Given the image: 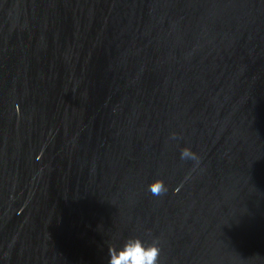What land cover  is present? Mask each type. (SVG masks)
<instances>
[{"label": "water", "instance_id": "water-1", "mask_svg": "<svg viewBox=\"0 0 264 264\" xmlns=\"http://www.w3.org/2000/svg\"><path fill=\"white\" fill-rule=\"evenodd\" d=\"M132 236L264 264V0H0V264Z\"/></svg>", "mask_w": 264, "mask_h": 264}, {"label": "clouds", "instance_id": "clouds-1", "mask_svg": "<svg viewBox=\"0 0 264 264\" xmlns=\"http://www.w3.org/2000/svg\"><path fill=\"white\" fill-rule=\"evenodd\" d=\"M176 136V133H172V139H176ZM180 158L182 161H194V166H199L201 160L200 156L190 147L181 149ZM148 190L153 196L157 197L163 196L168 192L164 181L160 179L152 182ZM107 254V264H159L161 248L157 240L145 244L139 237L132 236L125 239L120 247H116L115 245L109 246Z\"/></svg>", "mask_w": 264, "mask_h": 264}]
</instances>
